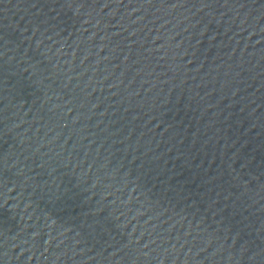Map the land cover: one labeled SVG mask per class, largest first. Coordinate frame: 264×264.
I'll return each instance as SVG.
<instances>
[{"label":"water","instance_id":"water-1","mask_svg":"<svg viewBox=\"0 0 264 264\" xmlns=\"http://www.w3.org/2000/svg\"><path fill=\"white\" fill-rule=\"evenodd\" d=\"M0 264H264V0H0Z\"/></svg>","mask_w":264,"mask_h":264}]
</instances>
